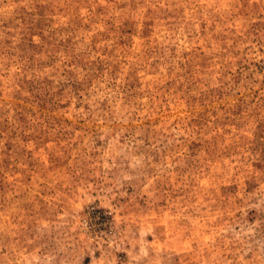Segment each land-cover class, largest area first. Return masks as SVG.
Returning a JSON list of instances; mask_svg holds the SVG:
<instances>
[{"label": "rangeland", "instance_id": "1", "mask_svg": "<svg viewBox=\"0 0 264 264\" xmlns=\"http://www.w3.org/2000/svg\"><path fill=\"white\" fill-rule=\"evenodd\" d=\"M0 264H264V0H0Z\"/></svg>", "mask_w": 264, "mask_h": 264}]
</instances>
